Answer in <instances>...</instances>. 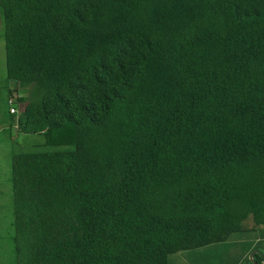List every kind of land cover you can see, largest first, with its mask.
Segmentation results:
<instances>
[{"label":"trees","instance_id":"obj_1","mask_svg":"<svg viewBox=\"0 0 264 264\" xmlns=\"http://www.w3.org/2000/svg\"><path fill=\"white\" fill-rule=\"evenodd\" d=\"M0 15L9 129L43 138L10 153L14 264H169L264 226V0Z\"/></svg>","mask_w":264,"mask_h":264},{"label":"rangeland","instance_id":"obj_2","mask_svg":"<svg viewBox=\"0 0 264 264\" xmlns=\"http://www.w3.org/2000/svg\"><path fill=\"white\" fill-rule=\"evenodd\" d=\"M3 32L4 28L0 15V129L3 130L0 135V142L10 134L13 137V142L11 141L9 145L4 143L3 148H0V165L4 166V172L7 174L10 158L9 155L5 158V147L6 149L9 147L10 151L13 147L19 151H30L34 148L42 149L43 138L41 136L22 135L17 133L14 128L9 129L12 115L9 113L10 106L7 99L11 81L7 79L5 70ZM13 107L16 109L14 116L16 117L19 108L17 105H13ZM12 222L10 182L7 177L0 175V264H14ZM245 226L250 228L248 232L234 234L228 241L223 243L172 255L169 258V264H248V261H255L250 257L254 252H258L257 254L263 257L264 226L251 229L253 228L251 218L245 222ZM260 264H264V261Z\"/></svg>","mask_w":264,"mask_h":264},{"label":"crops","instance_id":"obj_3","mask_svg":"<svg viewBox=\"0 0 264 264\" xmlns=\"http://www.w3.org/2000/svg\"><path fill=\"white\" fill-rule=\"evenodd\" d=\"M10 85V88H8V99H7V103H8V100L10 99L9 98V94H10V91H11V89H12V82L9 84ZM3 133V130L2 129H0V135ZM11 142V139H10V136H6V139L5 140H2L1 142H0V148L2 149L3 148V144L5 143V144H7V145H9V143ZM5 151H6V153H5V158L9 155V158H10V153H11V151H10V149H9V147H7V149H6V147H5ZM7 174L4 172V166H2V165H0V175H2V176H4L5 178L7 177V179H8V181H10V169L8 168V170H7ZM9 211H11V210H9Z\"/></svg>","mask_w":264,"mask_h":264},{"label":"water","instance_id":"obj_4","mask_svg":"<svg viewBox=\"0 0 264 264\" xmlns=\"http://www.w3.org/2000/svg\"><path fill=\"white\" fill-rule=\"evenodd\" d=\"M258 253V252H257ZM256 252H254V253H252V255L250 256L252 259H253V256L255 255V254H257ZM264 257V256H263ZM252 264H255V261H253L252 262Z\"/></svg>","mask_w":264,"mask_h":264},{"label":"built area","instance_id":"obj_5","mask_svg":"<svg viewBox=\"0 0 264 264\" xmlns=\"http://www.w3.org/2000/svg\"><path fill=\"white\" fill-rule=\"evenodd\" d=\"M13 111H14V110H12V109L10 110V112H13Z\"/></svg>","mask_w":264,"mask_h":264}]
</instances>
